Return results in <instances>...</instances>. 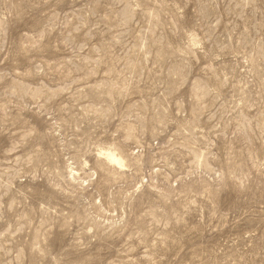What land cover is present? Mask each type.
I'll return each instance as SVG.
<instances>
[{
  "label": "rangeland",
  "instance_id": "374dc122",
  "mask_svg": "<svg viewBox=\"0 0 264 264\" xmlns=\"http://www.w3.org/2000/svg\"><path fill=\"white\" fill-rule=\"evenodd\" d=\"M0 264H264V0H0Z\"/></svg>",
  "mask_w": 264,
  "mask_h": 264
},
{
  "label": "bare ground",
  "instance_id": "6f19581e",
  "mask_svg": "<svg viewBox=\"0 0 264 264\" xmlns=\"http://www.w3.org/2000/svg\"><path fill=\"white\" fill-rule=\"evenodd\" d=\"M110 155H111V153H110ZM110 155H109L110 160L117 161V159H115V158L113 157V155H112V156H110ZM116 163H117V162H116Z\"/></svg>",
  "mask_w": 264,
  "mask_h": 264
}]
</instances>
